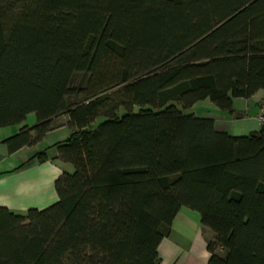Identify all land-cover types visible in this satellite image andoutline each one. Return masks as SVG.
I'll use <instances>...</instances> for the list:
<instances>
[{
  "label": "trees",
  "instance_id": "1",
  "mask_svg": "<svg viewBox=\"0 0 264 264\" xmlns=\"http://www.w3.org/2000/svg\"><path fill=\"white\" fill-rule=\"evenodd\" d=\"M261 90L264 0H0V128L37 119L9 150L68 115L56 147L74 167L56 204L0 206V264H161L183 208L213 233L209 264H264V127L187 112Z\"/></svg>",
  "mask_w": 264,
  "mask_h": 264
},
{
  "label": "crops",
  "instance_id": "2",
  "mask_svg": "<svg viewBox=\"0 0 264 264\" xmlns=\"http://www.w3.org/2000/svg\"><path fill=\"white\" fill-rule=\"evenodd\" d=\"M263 104L264 90H261L249 99H235L233 114L218 109L194 114L213 118L220 132L235 136L248 135L263 129L257 118ZM27 121L19 126L0 128V206L17 214H25L32 208L43 210L56 204L59 201L56 180L64 172H74L72 164L58 158L56 147L72 135L68 115L55 118L53 130L41 141L10 152L6 140L19 134L24 126H35L37 119L32 124ZM246 121L250 122L249 127L237 125V122ZM44 151L49 159L40 162L37 155ZM212 236V231L203 227L199 213L188 208L181 209L174 220L171 234L159 247L161 264H209L207 242Z\"/></svg>",
  "mask_w": 264,
  "mask_h": 264
},
{
  "label": "rangeland",
  "instance_id": "3",
  "mask_svg": "<svg viewBox=\"0 0 264 264\" xmlns=\"http://www.w3.org/2000/svg\"><path fill=\"white\" fill-rule=\"evenodd\" d=\"M86 82H87V76H85V74H83V73H77V74H75V76L73 78L72 87L77 88L79 86H85ZM79 100H80V98H78V97H75V96L74 97H70V101L71 102H77ZM214 109L216 110L218 108L215 106V104L210 99H206V100L198 102L194 106V108L187 110V112H192V113L194 112L196 114H201L205 110L213 111ZM32 115L33 116L28 118L27 122L29 124H32V122L36 119V116L34 114H32ZM237 125H244L246 127H249L250 126V122L249 121L237 122ZM246 132L249 133L250 131H246ZM195 213L197 214V212H195Z\"/></svg>",
  "mask_w": 264,
  "mask_h": 264
},
{
  "label": "built area",
  "instance_id": "4",
  "mask_svg": "<svg viewBox=\"0 0 264 264\" xmlns=\"http://www.w3.org/2000/svg\"><path fill=\"white\" fill-rule=\"evenodd\" d=\"M258 120L261 125L264 127V104L261 107V113L258 115Z\"/></svg>",
  "mask_w": 264,
  "mask_h": 264
}]
</instances>
